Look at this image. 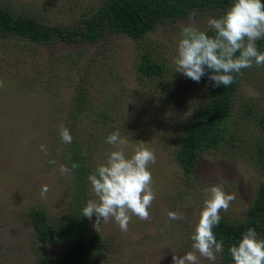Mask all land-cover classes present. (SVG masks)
<instances>
[{"label": "rangeland", "instance_id": "rangeland-1", "mask_svg": "<svg viewBox=\"0 0 264 264\" xmlns=\"http://www.w3.org/2000/svg\"><path fill=\"white\" fill-rule=\"evenodd\" d=\"M102 1L0 0V7L82 31L86 18ZM220 16L213 6L195 8L187 15L160 21L137 40L108 28L93 41L77 36L71 42L56 37L37 42L0 35V80L4 82L0 87V264H30V247L47 244L53 256H62L69 246L33 239L27 217L29 209L37 208L53 220L67 204L64 187L69 174L59 170L65 165L61 125L70 129L85 159L94 166L114 150L106 143L113 131L127 140L126 155L141 143L156 155V162L148 166L155 192L150 221L133 215L124 233L114 221H102L96 231L95 217L89 220L103 240L94 256L96 264H173V255L192 251L191 236L209 185L220 184L235 195L229 210L220 213L222 217H243L264 178L250 146L257 137L255 113L264 111V65L243 70L232 101L231 144L221 141L204 152L190 174L183 172L172 154L197 102L206 94L203 77L195 82L175 72L172 61L181 28L194 23L206 30L208 19ZM138 51H146L161 64L162 73L137 75L133 64ZM77 98L83 99L82 109L74 104ZM244 105L253 113H245ZM43 185L48 192L42 198ZM94 198L88 181L87 201ZM169 211L184 218L170 220ZM219 257L215 264H223ZM199 264L213 262L200 257Z\"/></svg>", "mask_w": 264, "mask_h": 264}, {"label": "trees", "instance_id": "trees-1", "mask_svg": "<svg viewBox=\"0 0 264 264\" xmlns=\"http://www.w3.org/2000/svg\"><path fill=\"white\" fill-rule=\"evenodd\" d=\"M231 2L232 0H103L86 18L82 31L76 28L64 29L31 15L0 7V35H18L37 42H49L55 37L71 42L77 36L93 41L102 29L108 28L114 33L137 40L145 32L156 28L164 19L181 17L195 8L210 6L216 7L223 15ZM261 2L264 3V0ZM206 31L213 35L210 29ZM257 48L264 52V39L257 41ZM133 65L139 76L154 77L162 73V65L146 51L137 52ZM207 71L203 77L206 82L205 97L197 102L172 153L177 165L187 174L194 170L204 152L214 149L221 141L228 144L232 142V101L242 74L237 76L235 83L225 87L216 86L209 80ZM82 100L77 98L74 103L78 109H82ZM243 110L247 114L253 113L248 105H244ZM255 125L257 137L250 145L253 148L251 156L264 175V111L255 113ZM61 157L70 172L64 187L67 204L58 213L60 217H53L52 220L37 208L29 209L27 217L33 239L43 243L63 242L69 246L62 256H53L47 244L43 247H30L33 252L30 264H96L94 256L101 250L103 240L91 227L89 219L82 216V209L87 202L88 176L95 166L88 163L74 139L71 144H64ZM73 162L78 163L79 168L72 169ZM60 218L63 220L59 221ZM249 227L254 228L258 236L264 239V178L258 183L243 217H222L219 226L213 229L217 241H223L224 251L219 254L221 263L234 264L228 251L229 246L238 243Z\"/></svg>", "mask_w": 264, "mask_h": 264}, {"label": "clouds", "instance_id": "clouds-1", "mask_svg": "<svg viewBox=\"0 0 264 264\" xmlns=\"http://www.w3.org/2000/svg\"><path fill=\"white\" fill-rule=\"evenodd\" d=\"M195 16V13L191 14ZM209 35L194 23L182 26L176 55L173 58L175 72L199 82L208 74V79L216 86H229L236 82L242 70L264 65V52L258 51L257 41L264 39V3L261 0H232L224 14L209 18ZM238 53V55H237ZM0 80V87L3 86ZM59 135L63 143L71 144L73 137L69 128L61 125ZM106 143L114 150L107 154L103 162H98L89 174L94 199H89L82 209V216L91 220L95 217L94 228L99 230L103 221H114L121 232H128L132 216L148 222L149 209L155 199L152 188L150 164L156 162L153 150L138 145L132 154L126 155L123 139L119 131L106 137ZM47 155V149L41 145ZM70 159V157H69ZM55 164V160L49 161ZM73 162L72 169L79 168ZM60 172L69 174L67 166L61 165ZM48 186L41 187V197H46ZM235 195L228 193L220 184L209 185L205 189V199L191 236L192 251L184 255H173V264H199L203 257L215 264L218 254L223 253V241H217L213 229L218 227L221 212H227ZM170 220L183 219L182 213L169 211ZM229 254L234 264H264V239L249 227L238 243L229 246Z\"/></svg>", "mask_w": 264, "mask_h": 264}]
</instances>
